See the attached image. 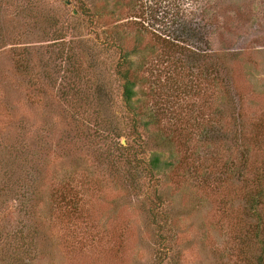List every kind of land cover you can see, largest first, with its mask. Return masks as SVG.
<instances>
[{"label": "rangeland", "instance_id": "obj_1", "mask_svg": "<svg viewBox=\"0 0 264 264\" xmlns=\"http://www.w3.org/2000/svg\"><path fill=\"white\" fill-rule=\"evenodd\" d=\"M85 1L0 0V264H258L264 0Z\"/></svg>", "mask_w": 264, "mask_h": 264}, {"label": "trees", "instance_id": "obj_2", "mask_svg": "<svg viewBox=\"0 0 264 264\" xmlns=\"http://www.w3.org/2000/svg\"><path fill=\"white\" fill-rule=\"evenodd\" d=\"M77 4V9L76 12L88 16L91 18H94L95 11H93L92 7L85 1V0H75ZM171 25L170 29L168 30V34L166 37V40H171L172 42L176 41V43L180 42L183 43L187 41V37L189 36V30L190 27L192 28L191 22L184 21L182 22L180 19V13L178 12L177 14H174L171 16ZM174 26V29H173ZM176 28V29H175ZM185 37V38H184ZM169 43V44H172ZM109 45V44H108ZM187 46V45H186ZM121 50V56L120 60L117 62L115 71L116 74L119 76L120 81H121V88H122V93H121V98L124 106L127 108L129 111V121L131 124V131L132 133L136 134L139 138H141L140 133L138 131V127H141V118H139L140 114L138 110L136 109V105L134 102V96H135V74L133 65L134 62L132 60V55L134 54L135 50L132 49V51H127L122 49L120 46H117ZM112 135L114 136H119L120 134L115 131ZM142 140V138H141ZM144 146L143 144H138L139 148H142ZM126 154H131L133 152L137 153V150L135 148L128 149L125 147ZM138 159L134 160L136 162ZM138 163H142L140 160ZM145 165L142 167L145 173H148L151 177H153L155 171H158L161 168V160L158 155H152L148 161L144 163ZM264 177V175H263ZM258 181H262L261 177L257 178ZM260 184H263L260 186L259 189L251 196L249 199L250 201L249 204L255 209V207L261 205L260 203L263 202L264 199V179L263 182ZM162 203V202H160ZM261 252L257 258L258 264H264V240L263 243H261Z\"/></svg>", "mask_w": 264, "mask_h": 264}]
</instances>
